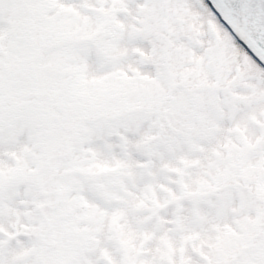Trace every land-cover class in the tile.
I'll list each match as a JSON object with an SVG mask.
<instances>
[{
	"label": "snow or ice",
	"instance_id": "6c2138e0",
	"mask_svg": "<svg viewBox=\"0 0 264 264\" xmlns=\"http://www.w3.org/2000/svg\"><path fill=\"white\" fill-rule=\"evenodd\" d=\"M0 264H264V0H0Z\"/></svg>",
	"mask_w": 264,
	"mask_h": 264
}]
</instances>
